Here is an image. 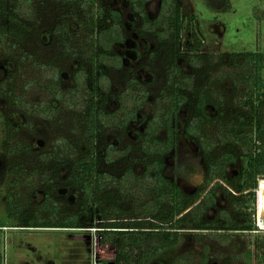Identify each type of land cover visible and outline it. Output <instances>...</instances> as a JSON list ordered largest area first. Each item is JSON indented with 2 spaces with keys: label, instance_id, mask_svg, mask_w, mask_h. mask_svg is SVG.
<instances>
[{
  "label": "trees",
  "instance_id": "1",
  "mask_svg": "<svg viewBox=\"0 0 264 264\" xmlns=\"http://www.w3.org/2000/svg\"><path fill=\"white\" fill-rule=\"evenodd\" d=\"M35 1L0 0V59L12 65V69L8 71V100L15 108L26 110L27 113L39 114L59 125L62 122L61 114L65 109L74 113V124L79 121V114H82L84 134L87 138L76 143L72 136L63 135L51 149L37 155L34 162L37 170L32 173L28 174L26 165L10 168L9 195L21 187L33 186L31 180L37 176V172L43 173L41 181L46 184L53 182L49 177L50 173L59 176L65 172L64 181L72 182L73 188L86 192V201L91 199L97 209L90 212L87 208L84 221L73 217L59 222L40 218L32 222L30 219L24 220V216L20 215L21 210L18 206L21 205L22 195L17 193L16 200L7 204L9 219L25 221L24 225L28 226L14 227L79 230L88 228L87 226L91 225L94 217L97 216L100 221L98 233L102 244L111 243L109 248L115 249L114 264H129L128 251L140 249L150 240H157L154 244L156 250L146 252L137 264H149L154 259L155 252L160 254L170 247L177 246L181 230H215L207 226L203 218L207 211L215 206V187L221 183L231 184L226 171L237 159L233 151L225 153L219 159L214 158L212 151L217 141L219 140L229 150L240 146L244 157L248 159V169L244 175L245 183L236 188L239 192L245 191L248 184L252 190L258 188V178L264 177V54L247 52L231 56L235 60L243 59L242 65L234 74L221 75L218 81L223 84L229 79L236 91L245 88L243 94L246 99L241 100V103L247 111L237 115L235 119L226 118V114L219 111L221 120L216 123V118H211L207 110L209 106L218 107V101L213 99L204 85L201 83L195 85L200 77L205 76V74L199 76L195 72V68L200 64L199 60L202 59L199 56L202 47L198 33L200 25L196 16L186 15L181 3L173 0L167 19L164 23H158V20L149 19L146 8L148 0L130 2L143 22L139 34L141 36L146 33L152 34L158 42L159 49L151 52V58L161 52L164 53L165 61L171 71L166 85L159 91L160 96L151 106L153 117L147 125V132L140 133L136 146H130L122 152H116L113 145L109 146L112 150H108L109 154L106 155L108 163L114 164L122 157L124 162L126 159L131 165L127 173L133 180L129 184H126L125 180L121 181L122 184L127 185V190L122 188L120 199L112 191L115 178L100 172L101 163L96 146L99 140L98 133L102 131L103 126L109 125L127 130L129 124L138 119V111L148 99L140 81L133 79L132 87L136 86L142 93L143 102L139 109L135 107L129 111L124 105L121 108L123 115L116 119L115 115L118 112L110 114L105 109L104 103L96 102L97 87L101 84L98 75L104 73L101 66L107 63L106 59L111 47L115 43L124 44L126 41L121 32L123 28L121 12L103 5V1L100 0H64L56 6L59 12L55 17V23L47 28L48 30L39 29L37 23L40 20L38 21L35 16L40 14L41 9H35ZM42 1L52 2V0ZM221 7L224 8V5ZM109 20L111 22H108ZM33 21L36 22L35 26L32 25ZM43 31L49 34L51 39L61 43L57 59L52 62H43L37 54L38 51L28 50L34 38L42 45L36 38L42 39ZM184 33L186 40L185 46H182ZM106 38L110 41L107 42ZM81 39L83 47L78 49L77 45L81 44ZM166 41L168 43H165ZM77 50L84 52L86 60L82 61L79 58ZM64 60L72 63L77 61L80 64L75 72V86L67 90L62 88ZM115 60L121 59L116 57ZM119 67H121L120 63ZM6 68L8 69L7 65ZM212 69L208 68V72ZM17 76L20 77L22 87L19 94H17L19 82ZM79 76L83 78L80 79ZM88 79L92 83L93 90L88 91V96L81 98V90L87 92L85 86ZM210 80L211 82L213 80L209 84L210 87H214L216 79L213 77ZM33 88H39L45 96L44 99L39 100V103L32 105L28 102V98ZM183 113L185 117L181 118ZM179 123L185 131L186 139L194 142L202 153L206 177L204 190L207 191L217 180L203 199L200 198L199 193L194 196L187 195L176 182L166 176V159L177 145ZM214 125L218 128L216 129L218 140H214L215 142L206 132L207 127ZM8 126L11 129L13 127L9 121ZM161 132L165 134L163 139L159 138ZM17 147L19 146H9V156L16 155ZM27 149L31 151L30 148ZM133 152L141 154L140 164H143L145 169L141 175L136 174L132 168V164L139 162V159L134 158ZM130 153L133 155L127 157ZM178 169V175L186 180L200 173L198 165L190 162L180 165ZM228 194L234 198L233 192L228 191ZM253 197L257 202L259 201L258 193L253 194ZM127 199L130 203L124 207L126 204L121 203L127 202ZM51 203V197L47 194L41 209L44 211L49 208L50 215H56L59 211L58 203ZM4 228L8 227L0 226V239ZM227 229L251 232L254 226L250 222L246 225H238L231 221L228 222ZM0 264H4L1 246ZM105 264L110 263L105 262Z\"/></svg>",
  "mask_w": 264,
  "mask_h": 264
},
{
  "label": "rangeland",
  "instance_id": "2",
  "mask_svg": "<svg viewBox=\"0 0 264 264\" xmlns=\"http://www.w3.org/2000/svg\"><path fill=\"white\" fill-rule=\"evenodd\" d=\"M62 1L64 0L35 1V9H41L40 16H35L38 21L40 20L37 23V28L47 29L55 23V17L59 12L56 6L60 5ZM100 1H103V5L114 10H120L123 21L121 32L126 41L124 44L115 43L108 52L107 63L101 66L104 73L98 75L101 84L97 87L96 102L98 104L104 103L105 109L110 114L118 111L115 117L119 119L123 115L121 108L124 105L127 110L132 111L135 107L139 109L143 102L142 93L137 90L136 86L132 87L133 79L140 81L143 90L148 95L146 104L138 111L140 118L142 115L145 117L143 121L141 119V122H131L125 131L116 125L103 126L102 131L98 133L99 140L96 146L98 147L97 156L101 163L100 172L115 178L112 191L117 198L121 199L122 188L127 190V185L125 186L121 181L125 180L126 184H129L133 180L127 173V169L131 165L126 162V159L124 162L122 157L118 158L119 160H116L117 162L114 164L108 163L106 155L109 154L108 150H112L109 146H115L116 152H122L130 146H136L138 142L137 133L143 132L145 134L147 132V125L153 117L151 106L160 96L159 91L166 85L171 69L165 61L164 53L161 52L156 57L151 58V52L159 49L158 42L152 34L146 33L144 36L139 34L143 22L130 2ZM178 1L182 5L184 13L188 16H196L200 25L198 33L202 47L199 56L202 59L199 60L200 64L195 68V72L199 76H203V74L205 76L194 82L197 86L199 83L204 85L213 99L219 103L218 107L209 106L207 114L211 118H216V123L221 120L219 111H223L226 118L235 119L237 115H242L247 111L241 103V100L246 99L245 94H243L245 88L242 87L236 91L229 79L223 84L219 83L218 80L221 79V75L234 74L242 65L243 59L235 60L231 58L232 55L247 52L264 54V0ZM172 2L173 0L149 1L146 5L149 19L164 23L168 13L171 12ZM221 5H224V8ZM35 21L32 22L33 26L36 25ZM105 35L110 36V34ZM183 36L181 45L185 46V33ZM108 38H106L107 42L110 41ZM36 39L40 40L42 45L36 42L34 38L32 39V46L29 48L26 46L28 50L30 49L31 52L38 51L37 54L43 62H52V60L57 59L61 47L60 42L51 39L46 32L42 39L38 37ZM80 42L81 44L77 45L78 49L83 47L82 39ZM77 54L80 55L79 58L82 61L85 59L84 52L77 50ZM116 57L121 60H115ZM119 63L121 67H119ZM79 65L77 61L73 63L68 60L63 61L62 88L64 90L75 86L74 77ZM208 68L213 69L208 72ZM9 69H12V65L7 64L6 60L0 59V226L8 227L3 229V235L0 239L4 264H92V254L96 242L103 261L114 263L116 260L115 249L109 248L111 243L102 244L101 236L98 233L100 221L97 216L94 217L93 223L87 226L88 228L77 231H75L76 229L14 227L28 225H24L25 221L19 222L18 219H9L7 204L16 200L17 193L22 195L21 205L18 206L21 210L20 215L24 216V220L30 219L32 222L38 218L59 222L73 217H78L84 221L87 208L90 212L97 209L91 199L86 201V192L73 188L72 182L64 181L65 172L59 176L50 173L49 177L53 180L52 184L41 181L43 173L37 172V176L31 180L33 186L30 188L21 187L9 195L10 168L26 165L28 174L32 173L37 170V166L34 164L37 155L51 149L63 135L72 136L76 143L87 138V135L84 134L85 125L82 114H79V121L77 120L74 124V113L65 109L61 114L62 122L60 125L57 123V125L39 114L27 113L26 110L12 106L7 95ZM213 77L216 82L214 81V87H210L209 84L213 80L211 82L209 79ZM17 78L19 79L17 94H19L22 87L20 77L17 76ZM79 78L82 79L83 76H79ZM88 80L85 86L87 92L81 90V98L88 96L89 92L93 90L92 83L90 79ZM82 82L84 81L82 80ZM44 96L45 93L42 94L39 88H33L29 93L28 102H31L32 105L39 103V100L44 99ZM139 97L140 99H138ZM184 117L185 114L183 113L181 118ZM8 121L13 126L12 129L8 126ZM216 129L218 128L214 125L207 127L206 130L208 135L212 136L213 141L217 139ZM159 138H165V134L161 132ZM14 145L19 146L16 149V155L9 156V146ZM27 148H30L31 151H28ZM232 151L237 155V159L226 171L231 184L221 183L215 187V206L209 209L203 218L207 226L215 230H181L179 244L164 250L160 254L155 252L154 259L149 264H264V232L259 231L257 227L260 201L257 202L253 197V194L258 192L259 186L252 190L248 184L243 192L236 189L245 183L244 175L248 169V159L244 157L240 146L234 150H229L219 140L214 145L212 155L219 159L225 153ZM201 154L196 157L191 155V157L201 163ZM134 156L135 159H139V162L132 164V168L136 174L141 175L142 171L145 170L143 164H140L141 154L134 153ZM175 163L172 159L168 160L166 176H176L174 173ZM202 176L203 173H199L195 182L202 181ZM263 180L264 177L258 178L259 185ZM216 182L217 180L209 186L208 190ZM205 187L206 183L199 191L201 199L205 197L208 191L204 190ZM192 189L193 187L190 186L189 190ZM228 191L233 192L234 198L228 194ZM127 193L130 192L127 191ZM132 193L134 194L133 191ZM47 194L50 195L52 203H58L59 211L56 215H50L49 208L44 211L41 209ZM127 200V202L121 203L122 205L126 204L124 207L130 203L129 199ZM231 221L238 225H246L250 222L253 224L254 230L251 232L229 231L227 224ZM155 242L157 240H150L140 249L129 250V264H137L146 252L152 249L155 251Z\"/></svg>",
  "mask_w": 264,
  "mask_h": 264
},
{
  "label": "flooded vegetation",
  "instance_id": "3",
  "mask_svg": "<svg viewBox=\"0 0 264 264\" xmlns=\"http://www.w3.org/2000/svg\"><path fill=\"white\" fill-rule=\"evenodd\" d=\"M118 112V111H117ZM145 119V117L142 115L140 118V115H138V119L136 121L141 122ZM135 122V121H134ZM137 123V122H136ZM178 138H177V145L176 147L171 151L170 155L166 159V170L168 168V160L172 159L176 163V168L174 170L175 177L167 176L170 178L172 181L176 182L177 186L181 188L187 195L194 196L199 193L200 189L203 188V185L206 182V177H205V171H204V165H203V159L201 155V163H198L195 159L191 157H196L197 155L199 156L201 154L200 149L196 146V144L185 137V131L182 129V125L179 123L178 124ZM140 133L143 132H138L137 136L139 138ZM194 163L197 164L200 170V173H203L202 176V181L198 180V182H195L197 179V176L190 178L189 180H186L184 177L178 175V168L180 165L185 164V163ZM166 172V171H165ZM192 186L193 189L189 190V187Z\"/></svg>",
  "mask_w": 264,
  "mask_h": 264
},
{
  "label": "built area",
  "instance_id": "4",
  "mask_svg": "<svg viewBox=\"0 0 264 264\" xmlns=\"http://www.w3.org/2000/svg\"><path fill=\"white\" fill-rule=\"evenodd\" d=\"M111 1H118V2H122V3H127V2H131V1H134V0H111ZM148 1H154V0H148ZM264 183V180L261 182V184L259 185V190H258V194H259V191H260V187L262 186V184ZM259 212H260V208H259ZM257 227L259 229V231L261 232H264V219H261L259 217V222L257 224ZM91 232V231H90ZM96 247L94 248L93 250V254H92V260H93V263L92 264H105V261H103V259L101 258L99 252H98V244L97 242L95 243Z\"/></svg>",
  "mask_w": 264,
  "mask_h": 264
},
{
  "label": "water",
  "instance_id": "5",
  "mask_svg": "<svg viewBox=\"0 0 264 264\" xmlns=\"http://www.w3.org/2000/svg\"><path fill=\"white\" fill-rule=\"evenodd\" d=\"M263 198H264V189L261 186L260 187V191H259V201H260V212H259V217L261 219H264V209H261V205L263 203ZM110 264H114V263H110Z\"/></svg>",
  "mask_w": 264,
  "mask_h": 264
},
{
  "label": "bare ground",
  "instance_id": "6",
  "mask_svg": "<svg viewBox=\"0 0 264 264\" xmlns=\"http://www.w3.org/2000/svg\"><path fill=\"white\" fill-rule=\"evenodd\" d=\"M262 187H263V189H264V183L262 184ZM263 205H264V198H263V203H262V205H261V209L263 208ZM264 209V208H263Z\"/></svg>",
  "mask_w": 264,
  "mask_h": 264
},
{
  "label": "crops",
  "instance_id": "7",
  "mask_svg": "<svg viewBox=\"0 0 264 264\" xmlns=\"http://www.w3.org/2000/svg\"><path fill=\"white\" fill-rule=\"evenodd\" d=\"M70 230H72V229H70ZM62 231H65V230H62ZM75 231H77V230H75Z\"/></svg>",
  "mask_w": 264,
  "mask_h": 264
}]
</instances>
